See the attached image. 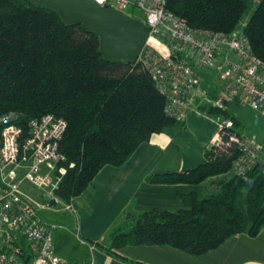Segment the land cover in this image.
Listing matches in <instances>:
<instances>
[{"label": "trees", "instance_id": "16d2710c", "mask_svg": "<svg viewBox=\"0 0 264 264\" xmlns=\"http://www.w3.org/2000/svg\"><path fill=\"white\" fill-rule=\"evenodd\" d=\"M253 0H167V9L194 28L235 33ZM253 51L264 60V0L243 27ZM166 97L141 64L109 63L99 36L67 23L59 10L33 0H0V112L27 119L52 114L67 121L60 153L68 173L66 198L79 197L106 165L121 167L156 133L183 125L167 115ZM209 115L241 118L210 105ZM234 144L206 149V161L185 170L154 173L151 183H217L206 194L182 193L185 208H128L96 245L124 259L126 245H171L204 255L230 238L256 237L264 227V162L244 174L234 170ZM74 164V167H70ZM210 185V184H209Z\"/></svg>", "mask_w": 264, "mask_h": 264}, {"label": "built area", "instance_id": "2783aa9c", "mask_svg": "<svg viewBox=\"0 0 264 264\" xmlns=\"http://www.w3.org/2000/svg\"><path fill=\"white\" fill-rule=\"evenodd\" d=\"M94 1L139 18L150 28L136 63L149 71L165 95L167 115L184 121L208 95V75L213 76L208 105L226 109V103L238 101L264 116V60L243 33L246 21L240 30L226 34L190 26L167 9V0ZM214 119L218 128L209 147L234 144L237 173L264 162V145L257 135L241 134L231 118ZM67 126L65 119L52 114L27 119L16 111L0 112V264H68L56 250L57 224L43 214L60 206L75 210V198L61 194L69 168L58 167L65 160L60 142Z\"/></svg>", "mask_w": 264, "mask_h": 264}, {"label": "crops", "instance_id": "0c3cea01", "mask_svg": "<svg viewBox=\"0 0 264 264\" xmlns=\"http://www.w3.org/2000/svg\"><path fill=\"white\" fill-rule=\"evenodd\" d=\"M259 0H253L254 8ZM205 84H213L205 76ZM208 84V85H209ZM207 86V85H206ZM188 111L183 125L156 133L142 143L129 162L121 167L104 166L93 183L75 198V210L65 215L75 229L86 255L95 264H264V227L256 237L238 234L218 248L201 256L190 255L171 245H126L117 252L124 259L107 253L96 245L120 220L128 208L180 210L186 207L182 193L204 192L202 184L151 183L154 173L185 171L206 161V149L217 132L215 119L199 109ZM197 139L190 143V132ZM65 218V217H64ZM73 231V230H72ZM56 245V244H55ZM80 247V249L82 248ZM57 250V248H56ZM80 258V256H79ZM81 261L76 259L75 262Z\"/></svg>", "mask_w": 264, "mask_h": 264}, {"label": "water", "instance_id": "95a60500", "mask_svg": "<svg viewBox=\"0 0 264 264\" xmlns=\"http://www.w3.org/2000/svg\"><path fill=\"white\" fill-rule=\"evenodd\" d=\"M33 1L59 10L67 23H79L99 36L102 52L112 64L136 63L150 35V28L141 19L94 0Z\"/></svg>", "mask_w": 264, "mask_h": 264}, {"label": "rangeland", "instance_id": "374dc122", "mask_svg": "<svg viewBox=\"0 0 264 264\" xmlns=\"http://www.w3.org/2000/svg\"><path fill=\"white\" fill-rule=\"evenodd\" d=\"M252 10L253 8H250V10L246 13L245 17L243 18V22H245L249 18ZM240 26L242 27V25ZM241 27H239V30L241 29ZM211 77L213 79V76ZM208 84L209 83L204 85L205 87L204 89L208 91V95L204 94L205 96L203 98H200L196 104L197 107L198 106L200 107L199 109L203 110L206 113H208L207 111L211 105V104L208 105L206 102L210 101L212 98V91H210L211 84L209 85ZM226 109H228L229 113H231L232 115H236L239 118H241L243 125L239 128H236L238 132L246 135H257L261 139L264 145V116H261L258 111L250 108L249 106L243 105L238 101L226 103ZM211 116L213 118L217 117L214 114H211ZM194 132L195 131L190 132L189 135H190V143L196 148L197 139L194 136ZM61 166L62 164L60 162L58 165L59 169L61 168ZM216 183L217 181L215 183L209 181L210 185L207 184L202 194H206V191L210 192L211 191L210 189L213 186L211 184L215 185ZM66 213L67 211H64L62 209V206H60V209L58 208L54 211L47 210L43 212L44 216L48 220L57 224V227L54 230V238H55V244L58 254L68 264H73L75 263L77 258L80 259L81 261H84V259L87 258L81 257L86 255L85 249L81 246L80 239L79 237H77L75 229L69 223L68 218H66L67 217V215H65ZM80 247L82 248L80 249Z\"/></svg>", "mask_w": 264, "mask_h": 264}]
</instances>
